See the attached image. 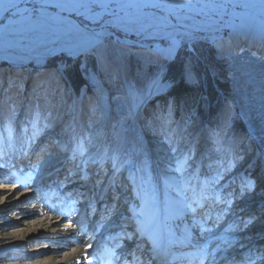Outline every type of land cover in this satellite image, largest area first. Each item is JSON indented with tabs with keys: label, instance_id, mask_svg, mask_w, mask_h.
<instances>
[{
	"label": "bare ground",
	"instance_id": "6f19581e",
	"mask_svg": "<svg viewBox=\"0 0 264 264\" xmlns=\"http://www.w3.org/2000/svg\"><path fill=\"white\" fill-rule=\"evenodd\" d=\"M247 1L259 7L243 3L238 8L236 4L224 2L212 10L216 12V20L222 23L215 44L222 58L230 62L232 91L229 99L240 109L250 128L248 141L255 151L252 161L235 166L239 156L246 154V144L242 148L238 140L224 141L220 132L208 128L206 132L211 139L204 141L200 153L202 159L219 154L228 164L219 178L212 176L205 179L199 159L190 158L192 162L187 159L195 147V137L178 151L172 146L173 141L169 136L164 139L156 132L149 131L145 125V108L152 100L168 92L165 70L141 93L139 100L132 102V124L122 120L119 131L115 129L109 90L101 79L93 77L92 82L102 105L101 118L95 123L91 122L92 133L85 134L78 111L80 102L76 97V123L71 127V134H64L57 140L55 147L58 149L63 144V150L45 158L44 162H33L30 167L23 168L19 165V153L28 154L30 160L36 161L29 152L44 148L49 140L55 138V135L46 134L39 120L29 127L25 117H22L16 131L11 124H1L0 171H8L9 177H0V215L3 216L0 219V264L90 263L87 252L92 250L95 243L88 246L87 239L82 238L81 245L73 244L72 240L77 238V222L62 223L51 217L48 210L46 212L40 200L33 198L39 186L45 185L51 190L49 182L61 174L59 168L65 171L70 161L87 157L88 162L82 161L80 169L87 170L90 165L92 170L89 171L93 173L100 165L107 166L105 179L113 175L112 182L108 184V191L113 196L118 177L124 174L122 182L125 189L117 195L119 201L111 218L115 221H108L105 230H115L120 217L132 215L144 219L148 213L146 226L153 243L162 239L172 241L171 235L181 232L183 237L179 236L186 244L197 245L198 241L203 240L204 245H212L209 255L213 262L216 259L223 264H264V0ZM188 6V9L197 11L198 8L206 13L211 10L206 1L200 8L197 3H189ZM225 30L230 32L229 36ZM181 47L182 40L173 37L167 46L158 50V55L171 63L177 58ZM31 81L26 79L23 87L28 88V93L31 92ZM122 98L131 101V96L126 93L121 95ZM158 108V116L165 119L162 124L171 128L173 112L164 116L161 115L160 104ZM26 147L30 151L25 154ZM157 157L162 165L166 166V163L169 167L160 166ZM257 161L263 168L255 175L261 188L253 192V186L246 187L247 181L240 174ZM239 181V186L233 189V185ZM94 187L95 183L91 182L84 189L90 190V195L84 194L82 204L91 199ZM250 191V198L242 197ZM243 207L251 208L256 217L241 211ZM11 208L15 210L12 220L9 217ZM199 230H202L201 234ZM193 235H197V238H193ZM191 238L193 242L188 240ZM40 240L55 248L41 251L36 247Z\"/></svg>",
	"mask_w": 264,
	"mask_h": 264
},
{
	"label": "rangeland",
	"instance_id": "374dc122",
	"mask_svg": "<svg viewBox=\"0 0 264 264\" xmlns=\"http://www.w3.org/2000/svg\"><path fill=\"white\" fill-rule=\"evenodd\" d=\"M203 1L211 7L208 14L187 8L189 3H197L200 8ZM224 2L238 8L243 3L259 7L247 0H4L0 4V131L5 122L16 131L22 117L29 127L39 120L46 134L55 135L43 148L44 162L63 150L55 147L57 140L71 134L76 123V97L85 134L92 133L90 123L101 118L102 105L93 77L101 79L109 90L115 129L119 131L122 120L132 124V102L139 100L141 93L165 70L168 92L145 108L149 131L164 139L169 136L178 151L195 137V147L187 159L192 162L191 159L198 158L201 170L204 160L200 153L205 139H211L208 128L220 132L224 141L238 140L240 147L246 144L247 152L239 156L235 166L240 167L244 161L250 163L255 152L248 141L250 128L240 109L229 99L230 62L222 58L215 44L222 23L216 20L212 9ZM225 33L230 34L226 30ZM173 37L182 40V47L177 58L168 63L158 55V50ZM188 65L197 74L192 81L184 77ZM76 71L80 79L74 78ZM26 79L32 80L29 93L28 88H23ZM182 86L191 91L185 92ZM125 93L131 101L121 99ZM159 104L161 115L170 111L174 114L169 129L162 124L165 119L157 114ZM210 157L213 164H228L219 154ZM77 160L87 163L89 159ZM157 161L162 167L168 166L162 165L159 158ZM262 169L257 161L240 174L247 182L252 181L253 192L261 188L255 175ZM209 170L219 171L214 166ZM120 176L116 183L118 194L125 189L124 174ZM117 190L114 195H118ZM251 194L246 192L242 197L250 198ZM11 211L12 220L15 210ZM241 211H251L248 215L256 217L249 207ZM36 247L41 251L55 248L42 240Z\"/></svg>",
	"mask_w": 264,
	"mask_h": 264
},
{
	"label": "snow or ice",
	"instance_id": "6c2138e0",
	"mask_svg": "<svg viewBox=\"0 0 264 264\" xmlns=\"http://www.w3.org/2000/svg\"><path fill=\"white\" fill-rule=\"evenodd\" d=\"M4 0H0V4H3ZM71 6V5H70ZM5 11H7V9H4ZM196 73L194 72L193 68L191 67V65H188L185 67L184 69V77L186 80L188 81H192L193 79H195L196 77ZM85 179L87 178L86 176L84 177ZM246 187L251 188L252 187V181H248L246 184ZM116 199H118V197H116ZM115 209V205H113V209ZM111 211V210H110Z\"/></svg>",
	"mask_w": 264,
	"mask_h": 264
},
{
	"label": "trees",
	"instance_id": "16d2710c",
	"mask_svg": "<svg viewBox=\"0 0 264 264\" xmlns=\"http://www.w3.org/2000/svg\"><path fill=\"white\" fill-rule=\"evenodd\" d=\"M80 77H81V75L76 71L75 72V74H74V78L75 79H80ZM181 89H184V91L186 92V90H187V92L188 91H191L190 90V88H187V86H182V88ZM186 89V90H185ZM176 94V93H175ZM175 94H173L174 96H175ZM177 95V94H176ZM192 95V94H191ZM191 97H193V96H191ZM196 97V96H195ZM193 99H195V98H193Z\"/></svg>",
	"mask_w": 264,
	"mask_h": 264
}]
</instances>
